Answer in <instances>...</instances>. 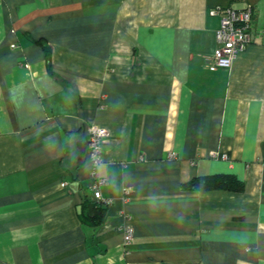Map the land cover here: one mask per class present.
<instances>
[{
  "label": "crops",
  "instance_id": "obj_1",
  "mask_svg": "<svg viewBox=\"0 0 264 264\" xmlns=\"http://www.w3.org/2000/svg\"><path fill=\"white\" fill-rule=\"evenodd\" d=\"M247 5L210 70L209 11ZM221 175L244 189L185 187ZM0 264H264V0H0Z\"/></svg>",
  "mask_w": 264,
  "mask_h": 264
},
{
  "label": "built area",
  "instance_id": "obj_2",
  "mask_svg": "<svg viewBox=\"0 0 264 264\" xmlns=\"http://www.w3.org/2000/svg\"><path fill=\"white\" fill-rule=\"evenodd\" d=\"M211 16L219 17L220 27L216 32L217 53L210 58L208 68L212 71L230 70L238 54L246 50L251 41L254 40L253 17L255 10L253 6L247 5L244 9L232 7H216L209 11ZM109 133L107 129L92 124L88 128L87 148L92 163L93 178V198L101 202L103 206H108L111 201L105 200L101 194V188L107 185V180L99 176V167L104 161L103 145L107 141ZM173 156V155H171ZM213 159L227 160L226 154L212 152ZM66 186L67 183H63ZM128 238H131L132 229L127 227Z\"/></svg>",
  "mask_w": 264,
  "mask_h": 264
},
{
  "label": "trees",
  "instance_id": "obj_3",
  "mask_svg": "<svg viewBox=\"0 0 264 264\" xmlns=\"http://www.w3.org/2000/svg\"><path fill=\"white\" fill-rule=\"evenodd\" d=\"M50 53H48V58ZM244 185L230 176H213L204 179H195L188 183L185 187L195 190H213L214 189H225L233 191H242ZM86 208V207H85ZM105 217V209L97 208L96 204L92 205V211L85 217L83 215V220L85 222H93L95 225H100Z\"/></svg>",
  "mask_w": 264,
  "mask_h": 264
}]
</instances>
